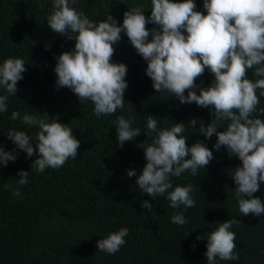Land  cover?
<instances>
[{
    "label": "trees",
    "instance_id": "obj_1",
    "mask_svg": "<svg viewBox=\"0 0 264 264\" xmlns=\"http://www.w3.org/2000/svg\"><path fill=\"white\" fill-rule=\"evenodd\" d=\"M194 2L196 10L203 11V0ZM139 6L150 16L151 0H78L76 5L93 21L110 14L118 23L125 11ZM51 12L52 0H0V63L9 57L22 58L28 69L18 82L16 97L9 98L8 111L0 114V143L7 151L15 148L5 136L9 128L25 131L36 143L37 128L9 119L12 111L19 110L41 118L58 116L81 144L77 158L59 169L38 173L30 168L38 154L26 158L23 151L15 162L0 169V264H207L208 235L219 223L233 218L241 222L230 229L236 234L239 260L220 264H264V214L242 216L239 212L236 185L228 170L241 162L236 156L230 158L223 147L216 151L215 136L206 139L190 127L184 133L189 135V146L202 141L214 156L197 175L172 178L174 187L193 186L195 207L173 209L166 196L148 197L138 189L136 177L126 174L129 169L139 174L146 164L143 148L152 137L143 132L149 115L157 118L158 129H170L176 122L187 124L193 118L208 124L210 110L155 93L146 75L147 62L122 33L112 60L127 66L125 106L114 115L97 117L92 102L80 104L70 89L56 88V57L74 48L75 41H66L48 27ZM248 78L257 79L251 70ZM213 79L206 70L196 83L207 87ZM259 108H264V96L254 115H260ZM120 115L134 116L132 127L142 131L123 147L116 141L115 122ZM194 127L198 130L199 122ZM20 170H29L23 186L17 184ZM17 188L20 196L13 195ZM254 196L264 201V184ZM143 200L153 205L151 212L141 207ZM178 212H183L188 223L171 222ZM122 227L129 229V235L115 255L97 250L99 239ZM198 236L202 239L197 240Z\"/></svg>",
    "mask_w": 264,
    "mask_h": 264
},
{
    "label": "clouds",
    "instance_id": "obj_2",
    "mask_svg": "<svg viewBox=\"0 0 264 264\" xmlns=\"http://www.w3.org/2000/svg\"><path fill=\"white\" fill-rule=\"evenodd\" d=\"M77 3L52 0L47 18L54 33L75 41L74 48L56 57L57 90L70 89L80 104L92 102L97 117L123 110L127 66L112 60L114 46L123 33L147 62L146 75L155 93H167L180 104L195 103L210 110L208 124L193 118L187 124L176 122L170 129H158L157 118L148 116L143 133L151 136L152 142L143 148L146 164L139 174L135 169L126 173L136 177L138 189L153 199L166 196L173 209L195 207L193 186L174 187L172 178L184 173L197 175L214 156L202 141L188 145L189 135L184 133L190 127L206 139L215 136L213 148L220 151L223 147L230 158L236 156L241 162L234 170L229 169L228 175L236 185L234 194L242 216L264 214V201L254 196L264 184V108H259L260 115H254L260 96H264V0H203V11L196 10L194 0H151L150 16L144 15L143 6L134 7L123 13L122 23L110 14L105 20L93 21L76 7ZM149 24L153 27L148 28ZM27 70L22 58L9 57L0 63V114L8 111L9 98L16 97L18 82ZM206 70L214 79L204 87L196 81ZM249 70L257 79L248 78ZM9 119L37 128L36 143L25 131L9 128L5 136L15 148L7 151L0 143V169L9 161L15 162L19 151L26 153V158L38 154L30 167L38 173L59 169L77 158L81 142L58 116L41 118L14 110ZM135 122L134 116L117 117L118 147L141 135L139 127H132ZM198 122L197 130L194 126ZM28 176L29 170H20L17 184L26 185ZM13 195H21L19 188ZM141 207L151 212L153 205L143 200ZM170 219L177 225L188 223L183 212ZM238 223L234 218L221 222L208 235L204 253L207 264L239 260L236 234L230 231ZM128 235L126 227L111 232L97 241V250L115 255Z\"/></svg>",
    "mask_w": 264,
    "mask_h": 264
}]
</instances>
